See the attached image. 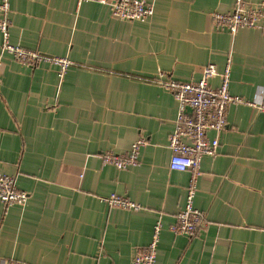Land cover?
<instances>
[{
  "label": "crops",
  "instance_id": "0c3cea01",
  "mask_svg": "<svg viewBox=\"0 0 264 264\" xmlns=\"http://www.w3.org/2000/svg\"><path fill=\"white\" fill-rule=\"evenodd\" d=\"M146 1L154 15L129 21L98 2L11 0V43L73 65L63 76L23 65L2 53L0 31V173L29 195L8 209L0 200V264H133L158 221L155 264H264V113L248 104L264 86V33L214 28L213 13L233 12L236 0ZM229 61L230 93L245 103L229 107L221 133L208 131L219 147L201 163V228L175 235L190 174L169 169L179 104L156 80L197 82L206 65L222 73ZM139 138L148 141L139 166L103 164ZM111 194L141 208L100 201Z\"/></svg>",
  "mask_w": 264,
  "mask_h": 264
},
{
  "label": "built area",
  "instance_id": "2783aa9c",
  "mask_svg": "<svg viewBox=\"0 0 264 264\" xmlns=\"http://www.w3.org/2000/svg\"><path fill=\"white\" fill-rule=\"evenodd\" d=\"M98 2L108 5L113 15L129 21H147L154 15V7L146 0H78V3ZM0 31L3 35L2 53L11 54L23 65L36 67L42 63L56 66L61 76L73 65V62L63 57H50L38 51H30L10 41L11 0H1ZM213 26L217 30H227L236 34L242 28L260 29L264 33V3L250 5L245 0H236L235 9L231 13H213ZM3 67L0 59V77ZM219 76L221 83L213 87L210 81ZM231 61L224 72L219 73L215 64H208L203 68L202 78L197 82H179L175 80H156L168 90L177 100L179 111L175 121V129L169 138L172 156L169 169L190 174L187 187L185 208L177 215V221L170 230L175 235L193 237L203 224V215L194 206L197 192L201 163L206 155H215L219 147L218 138L210 139L208 131L221 133L228 125L227 112L231 105L245 103L243 99L230 93ZM264 113V86L260 98L255 102H248ZM192 109L191 113L187 109ZM148 144L147 139L139 138L125 154L107 151L101 155L104 165H112L117 169H128L139 166L141 150ZM29 195L19 191L16 177L0 173V200L5 208L13 205H25ZM100 201L109 207L139 210L141 206L131 199L111 194L100 197ZM163 222H156L150 243L140 249L133 264H155L158 246L161 240ZM7 264H25L19 261H8Z\"/></svg>",
  "mask_w": 264,
  "mask_h": 264
},
{
  "label": "water",
  "instance_id": "95a60500",
  "mask_svg": "<svg viewBox=\"0 0 264 264\" xmlns=\"http://www.w3.org/2000/svg\"><path fill=\"white\" fill-rule=\"evenodd\" d=\"M187 112H188V113H191V112H192V109L188 108V109H187Z\"/></svg>",
  "mask_w": 264,
  "mask_h": 264
}]
</instances>
